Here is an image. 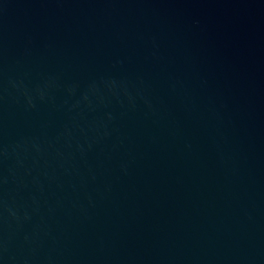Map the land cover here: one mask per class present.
I'll list each match as a JSON object with an SVG mask.
<instances>
[{"label":"water","instance_id":"95a60500","mask_svg":"<svg viewBox=\"0 0 264 264\" xmlns=\"http://www.w3.org/2000/svg\"><path fill=\"white\" fill-rule=\"evenodd\" d=\"M0 264H264V0H0Z\"/></svg>","mask_w":264,"mask_h":264}]
</instances>
